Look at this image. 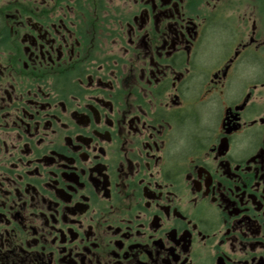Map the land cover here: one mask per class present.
Wrapping results in <instances>:
<instances>
[{
  "label": "flooded vegetation",
  "instance_id": "flooded-vegetation-1",
  "mask_svg": "<svg viewBox=\"0 0 264 264\" xmlns=\"http://www.w3.org/2000/svg\"><path fill=\"white\" fill-rule=\"evenodd\" d=\"M0 264H264V0H0Z\"/></svg>",
  "mask_w": 264,
  "mask_h": 264
}]
</instances>
